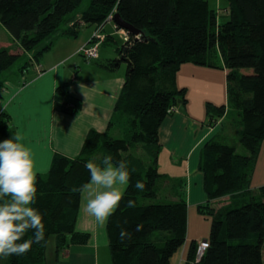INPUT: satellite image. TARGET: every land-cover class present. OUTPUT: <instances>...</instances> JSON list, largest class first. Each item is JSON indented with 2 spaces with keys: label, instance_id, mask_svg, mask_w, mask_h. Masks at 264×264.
<instances>
[{
  "label": "trees",
  "instance_id": "1",
  "mask_svg": "<svg viewBox=\"0 0 264 264\" xmlns=\"http://www.w3.org/2000/svg\"><path fill=\"white\" fill-rule=\"evenodd\" d=\"M82 3L0 0V24L24 52L0 47V77L22 54L33 52L34 59H40L52 48L53 34L69 23L63 35H75L80 25H103L111 13L120 12L142 31L139 36L129 33L118 47L128 69L117 117L109 127L117 125L121 134L91 129L78 156L55 153L49 171L38 175L37 206L45 215V239L2 264H52L72 244L89 241L91 233L77 229L81 195L73 189L90 178L85 162L105 156L126 160L131 173L121 205L107 223L113 264H171L173 254L188 240L189 203L184 189L174 199H159L170 194V187L164 185L158 158L164 120L188 101V88L178 82L184 63L227 70L228 103L208 101L207 112L211 124L222 120L223 127L230 116L237 136L234 142L221 133L202 149L199 169L208 200L198 209L212 217L209 246L198 259L200 242L193 239L185 264H264V185L253 186L264 144V0H229L223 10L213 8L209 0H91L77 17ZM32 58L21 66L28 67ZM117 62L111 61L112 66ZM58 92L64 97L63 109L77 112L76 103L67 106L74 101L67 90L60 86ZM14 134L11 115L0 110V140ZM137 180L145 182V189L135 187ZM229 196L230 201L215 204ZM122 228L131 232L130 239L121 241ZM52 236L56 247L48 257Z\"/></svg>",
  "mask_w": 264,
  "mask_h": 264
},
{
  "label": "crops",
  "instance_id": "2",
  "mask_svg": "<svg viewBox=\"0 0 264 264\" xmlns=\"http://www.w3.org/2000/svg\"><path fill=\"white\" fill-rule=\"evenodd\" d=\"M85 9L77 11V17H81ZM70 26L71 23L63 25L53 34L52 48L40 59H34V53L27 52L25 54L33 57L28 67L19 65L6 70L0 77V110H5L11 115L15 133H21L25 143L33 148L42 173L49 171L57 152L69 157L78 156L91 129L109 130L114 136L121 134L117 125L111 127L109 125L117 117L116 105L123 90L127 71L122 68L121 61L117 62V67L111 64V61L121 57L119 45L116 48L112 46L103 48V45L112 41L117 42L118 35L125 37L124 28H119L114 19L108 20L103 28L106 38L100 45L99 58L88 62L83 56L84 59L79 56V50L90 41L97 25H80L75 35H63L62 31ZM12 39L13 46H16L12 51L24 53L19 42L13 37ZM208 67L184 63L178 73L179 84L190 88V83L182 80L181 76L193 72L194 75L192 74L190 78L197 79L194 71L217 74L218 70H214L215 67ZM221 69L223 77L220 79H223L227 88L225 77L227 70ZM209 82L211 80H199L204 87ZM60 86L67 90L70 98L78 105L77 112L70 113L63 109L64 97L58 92ZM213 100L216 103L220 102L215 98ZM210 120L207 109L203 112L202 108L195 106L191 99H188L186 104L176 106V111L164 120L160 129L159 156L165 151L169 163L183 165L180 174L160 170L165 174L164 185L170 187V199L176 198V193L184 189L189 210L208 200L204 173L199 169L202 149L210 139L224 133L222 120L214 124H211ZM263 147L253 174L254 188L264 185ZM179 182L183 186H180ZM77 229L90 232L89 241L72 244L58 260L52 259V264H112L107 223L100 225L84 212L82 198ZM190 234L187 242L171 257V264H185L190 247ZM202 236L204 235H193L192 238L198 241Z\"/></svg>",
  "mask_w": 264,
  "mask_h": 264
},
{
  "label": "clouds",
  "instance_id": "3",
  "mask_svg": "<svg viewBox=\"0 0 264 264\" xmlns=\"http://www.w3.org/2000/svg\"><path fill=\"white\" fill-rule=\"evenodd\" d=\"M84 167L90 178L73 190L81 195L82 210L104 225L120 207L123 190L131 181L128 163L124 159L114 161L112 156L93 157ZM42 171L33 148L21 133L0 140V264L7 257L28 253L35 243L45 239V215L37 206L38 175ZM135 187L143 190L146 184L137 180ZM119 238L130 239L131 232L122 228Z\"/></svg>",
  "mask_w": 264,
  "mask_h": 264
},
{
  "label": "rangeland",
  "instance_id": "4",
  "mask_svg": "<svg viewBox=\"0 0 264 264\" xmlns=\"http://www.w3.org/2000/svg\"><path fill=\"white\" fill-rule=\"evenodd\" d=\"M91 0H83V3L81 4V6L78 8V10H82L88 7V5L90 4ZM210 1V5L213 8H216L217 10H223V7L228 5L229 0H209ZM221 7V8H220ZM11 33L9 32V30L2 24H0V46H8L9 48L15 50L16 46H13L14 44H12V37H11ZM124 35H118L117 37V42H110L107 43L105 45H103V48L105 47H113L116 48L118 47L117 45L121 46L124 42ZM52 39V38H51ZM48 41H50V38L48 40H46L44 43H47ZM14 43V41H13ZM119 55V53H118ZM79 56H83V55H79ZM84 57V56H83ZM82 57V58H83ZM85 58V57H84ZM83 58V59H84ZM120 57H117V59L119 60ZM26 60H30V56H28L27 54H22L20 56V58L16 61V63L12 66V69L16 68L17 66H21L23 65L25 62H28ZM84 60H87L86 58ZM92 62V61H89ZM121 66L122 68L127 71L128 69V62L125 60H121ZM201 66L200 64H196ZM204 66V65H202ZM210 68V67H208ZM11 69V68H10ZM213 70V69H212ZM214 70H218L217 74H211L209 72H201V71H197L194 73L197 74V79L195 78H190L192 77V74H187L184 76H181L182 80L186 81L189 84L188 88V92H187V97L188 99H191V103H194L195 106H198L199 108H202V111H206L207 109V102L208 101H212L214 103L215 100H213L214 98L217 99L216 104H222L223 102L226 101V103H228L227 100V88L226 85H224L223 83V79L221 80V76L223 77V70L221 68H216ZM194 75V74H193ZM225 77H226V73H225ZM205 79L206 81L211 80V82L207 83L206 86L204 87L203 85H201L199 83V80H203ZM213 97V99H212ZM180 101H182L180 99ZM205 114V113H204ZM203 115V114H202ZM225 127H224V133L231 137H233L231 140H233L234 142H236L237 136L234 138V120L229 116L226 118L225 120ZM116 135V134H115ZM118 135V134H117ZM119 136V135H118ZM264 150V147H263ZM239 151L245 153L246 149L240 145L239 147ZM158 165H159V169L161 171H167L171 174H176V173H181L182 169H183V165L182 164H176L173 165L172 163H169L168 159H167V155L166 152L162 151V153L159 156V160H158ZM174 168V169H173ZM177 171V172H176ZM168 193H165L163 195H161L159 197V199H161V201H168V199H170V196ZM220 200V199H219ZM230 196L226 197L224 199V197L220 200V201H216L215 204H218L219 202H228L230 201ZM191 213H188V236L189 234L191 235L190 238V242L193 240V235H204L202 236L201 239H199L198 241H204V239L209 238L210 235V231H211V224H212V217L207 215V214H203L199 211L198 207L193 206L191 208ZM56 247V240H55V236H52L50 241H49V245H48V249H47V256L50 257L53 255L54 250ZM104 264V263H102ZM108 264V263H105ZM113 264V262H112Z\"/></svg>",
  "mask_w": 264,
  "mask_h": 264
},
{
  "label": "built area",
  "instance_id": "5",
  "mask_svg": "<svg viewBox=\"0 0 264 264\" xmlns=\"http://www.w3.org/2000/svg\"><path fill=\"white\" fill-rule=\"evenodd\" d=\"M115 13L114 12L111 13L108 17V20L114 19ZM103 28H104V24L97 26V29L94 31L90 41L87 44L83 45L79 50V53L82 54L87 59L88 62L99 58L100 45L106 38V35L103 33ZM123 31L125 34V39H128L129 32L126 29H124ZM39 70L40 72H42L41 66H39ZM67 106L70 108H74L75 103L69 102ZM172 110L173 109H170V111ZM208 246L209 243L207 240L199 243L197 250L198 259H200L204 255Z\"/></svg>",
  "mask_w": 264,
  "mask_h": 264
},
{
  "label": "water",
  "instance_id": "6",
  "mask_svg": "<svg viewBox=\"0 0 264 264\" xmlns=\"http://www.w3.org/2000/svg\"><path fill=\"white\" fill-rule=\"evenodd\" d=\"M114 20L117 23V25H119L120 27L126 29L129 33L135 34V35H140L142 33V31L138 28H136L134 25H132L131 23L127 22L121 15L120 12H116L114 15ZM126 51V50H125ZM121 60H127L125 59L124 55L121 56L118 60V62H120Z\"/></svg>",
  "mask_w": 264,
  "mask_h": 264
}]
</instances>
